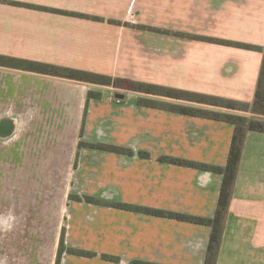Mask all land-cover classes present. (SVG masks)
Wrapping results in <instances>:
<instances>
[{
  "label": "crops",
  "instance_id": "1",
  "mask_svg": "<svg viewBox=\"0 0 264 264\" xmlns=\"http://www.w3.org/2000/svg\"><path fill=\"white\" fill-rule=\"evenodd\" d=\"M226 43L264 50V0H0L2 56L252 104L263 52ZM88 92L101 97L86 105ZM123 96L0 67L2 156L31 161L41 193L68 190L58 203L68 223L50 264L62 232L66 248L96 256L63 253L59 264H204L207 226L69 199L213 218L222 176L159 159L223 168L233 126ZM216 264H264V133L245 136Z\"/></svg>",
  "mask_w": 264,
  "mask_h": 264
},
{
  "label": "trees",
  "instance_id": "2",
  "mask_svg": "<svg viewBox=\"0 0 264 264\" xmlns=\"http://www.w3.org/2000/svg\"><path fill=\"white\" fill-rule=\"evenodd\" d=\"M226 45H232L234 47H238L242 49L263 52L262 66H261V70L254 94V100L252 104H247L244 102H238V101H233V100H228V99H223L215 96L203 95L198 93L177 91L167 87L157 86L153 84L123 81L121 79H116L113 77L86 72L82 70L65 68V67L34 62V61L21 60V59L2 56V55H0V67L16 69V70L36 73L40 75H46V76L78 81L93 85L106 86V87L119 88L122 86L121 84L124 83L127 85L125 88L126 90L140 95L137 100V104L141 107L167 111L189 117H196V118L208 119L218 122H224L232 125L234 128L233 135L230 143L227 162L225 167L223 168L180 160V159H174V158L159 159L161 162H165L168 164L193 168V169L212 172V173H218L222 176V182L219 190L217 205L212 219H205L191 215L160 211V210L144 208L139 206L105 203L103 201L93 199L91 197L80 198L78 196H69V199L74 201H84L85 203L88 204L109 206L129 212H136V213H141V214L160 217V218H166L181 222L192 223L196 225L207 226L210 228L211 231H210L207 250L205 254L204 264H216L219 247L222 239L225 219L227 216L229 203L231 200V195L235 184V179L237 175L239 161L241 158V152H242L245 136L249 131L264 133V50L258 47L248 46L243 44L226 43ZM152 96L159 98H167L179 102H184L187 104L184 105V104H172L167 102H160L149 98ZM100 97L101 95L99 93L88 92L86 105L89 99L92 98L99 99ZM207 107L221 109L225 111H231L233 113L216 112L207 109ZM248 114H252L256 117H249L247 116ZM85 116H86V106L83 112V119H82L80 133H82V128L85 122ZM79 146H85L91 149L102 150L117 154L132 155V152L129 150L113 147V146L83 144V143H80ZM139 156L142 158H148V155L144 153H140ZM63 253H67L79 257H85V258H91L96 256V254L94 253L82 252V251L66 248L63 243V232H62L57 248L55 264L60 263L61 256ZM101 259L112 262L119 261V259L116 257H109L106 255H101ZM131 264H151V263H143V262L135 261L132 262Z\"/></svg>",
  "mask_w": 264,
  "mask_h": 264
},
{
  "label": "rangeland",
  "instance_id": "3",
  "mask_svg": "<svg viewBox=\"0 0 264 264\" xmlns=\"http://www.w3.org/2000/svg\"><path fill=\"white\" fill-rule=\"evenodd\" d=\"M121 85L119 88H109L114 95L131 92L125 89L126 84ZM149 98L172 104H187L167 98ZM207 109L233 113L216 108ZM7 146V142L0 141V264H50L54 261L60 229L68 223L58 206L61 201H66L68 190L52 188L54 193L48 196L34 188L39 184L40 174H34L33 178H37L33 181L31 161L25 163L23 156L15 161L2 156ZM59 182H62L60 177ZM47 197L50 201L45 206Z\"/></svg>",
  "mask_w": 264,
  "mask_h": 264
},
{
  "label": "water",
  "instance_id": "4",
  "mask_svg": "<svg viewBox=\"0 0 264 264\" xmlns=\"http://www.w3.org/2000/svg\"><path fill=\"white\" fill-rule=\"evenodd\" d=\"M123 97H124V96L121 95V94H115V95H114V98L117 99V100H121V99H123Z\"/></svg>",
  "mask_w": 264,
  "mask_h": 264
}]
</instances>
